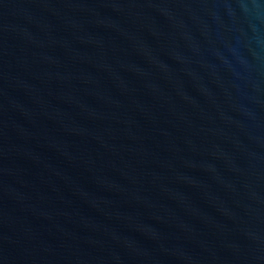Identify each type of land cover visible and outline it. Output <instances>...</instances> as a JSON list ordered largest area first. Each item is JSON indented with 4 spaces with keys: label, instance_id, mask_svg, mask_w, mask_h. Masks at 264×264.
<instances>
[{
    "label": "water",
    "instance_id": "water-1",
    "mask_svg": "<svg viewBox=\"0 0 264 264\" xmlns=\"http://www.w3.org/2000/svg\"><path fill=\"white\" fill-rule=\"evenodd\" d=\"M0 264H264V0H0Z\"/></svg>",
    "mask_w": 264,
    "mask_h": 264
}]
</instances>
